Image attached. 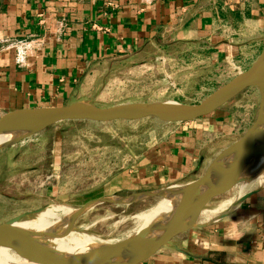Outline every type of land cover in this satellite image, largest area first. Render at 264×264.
I'll return each mask as SVG.
<instances>
[{
  "label": "crops",
  "instance_id": "1",
  "mask_svg": "<svg viewBox=\"0 0 264 264\" xmlns=\"http://www.w3.org/2000/svg\"><path fill=\"white\" fill-rule=\"evenodd\" d=\"M157 42L203 47L214 78L228 82L264 48V0H0V115L86 101L103 65L130 61ZM221 109L190 123L156 124L132 165L112 175L116 192L103 196L200 177L241 130ZM248 193L228 212L206 209L202 226L141 264H264V175Z\"/></svg>",
  "mask_w": 264,
  "mask_h": 264
},
{
  "label": "rangeland",
  "instance_id": "2",
  "mask_svg": "<svg viewBox=\"0 0 264 264\" xmlns=\"http://www.w3.org/2000/svg\"><path fill=\"white\" fill-rule=\"evenodd\" d=\"M153 44L130 61L120 58L112 65H103L98 75L96 72V80L88 82L86 102L107 107L171 102L166 98L174 97L179 101L176 103L190 105L200 102L227 81L214 78L217 68L207 60L203 47L175 43L166 48ZM181 54L184 56L178 57ZM156 58L165 59V63L157 62ZM258 105L257 92L246 90L221 109L242 123L238 138L254 121ZM156 124L152 120L127 125L66 122L1 149L0 224L39 210L40 213L20 222L36 218L43 224L62 218L55 212L57 207L74 211L90 200L113 194L116 190L111 188L112 175L132 165L131 149L141 148L143 141L155 132ZM261 183L256 181L244 188L239 183L211 201L206 209L214 210L215 215L225 213L234 201ZM161 200L154 197L128 206L94 207L79 217L65 236L71 244L80 246L85 241L114 243L143 233L147 226L143 215ZM76 227L82 231H76ZM0 264L22 263L0 250Z\"/></svg>",
  "mask_w": 264,
  "mask_h": 264
},
{
  "label": "water",
  "instance_id": "3",
  "mask_svg": "<svg viewBox=\"0 0 264 264\" xmlns=\"http://www.w3.org/2000/svg\"><path fill=\"white\" fill-rule=\"evenodd\" d=\"M246 90H254L259 95L254 121L240 138L211 161L197 179L152 191L102 196L90 200L72 211L64 222V229L57 236H41L24 244L12 239V226L37 211L30 215L17 216L0 224V250L7 251L26 264H141L160 249L171 246L177 236L202 226L199 219L209 203L237 186L238 182L227 184L230 178L247 174L252 179L264 174V48L248 69L238 73L196 104L135 102L99 107L86 101H77L60 107L21 109L0 115V135L26 131L15 142L1 146V150L49 127L66 122L106 124L152 120L159 124L190 123L212 115ZM169 187H176L171 195V214L169 220L162 223L155 232H140L114 243L94 242L72 250H58L54 247L53 251L39 250L62 239L79 217L94 207L128 206L154 197L163 199L164 190ZM250 194L236 200L227 212ZM76 231L82 230L76 227ZM84 256L91 260H83Z\"/></svg>",
  "mask_w": 264,
  "mask_h": 264
},
{
  "label": "bare ground",
  "instance_id": "4",
  "mask_svg": "<svg viewBox=\"0 0 264 264\" xmlns=\"http://www.w3.org/2000/svg\"><path fill=\"white\" fill-rule=\"evenodd\" d=\"M25 134H26V131H20V132H10V133L0 135V147L6 144H9V143L15 142L16 140H18L21 136ZM256 181L257 183L262 182L263 175H259L256 178H252V179L249 178L247 174L237 175L235 177L230 178L227 181V184L238 182L237 185L241 183V188L242 187L244 188L246 185L250 183L254 185ZM174 189H176V187H170L168 189H165L164 190L165 197L158 203V205H156V207L152 211L143 215L146 218L145 221L147 225L146 227L143 228L144 229L143 233L155 232L154 231L155 229L157 230L162 223L167 222L169 220V217L171 214L170 213L171 208L173 206V202H172L173 200H171V195H173V192H175ZM40 212L41 210L37 211L34 214H38ZM55 212H58L62 216V218L57 217L43 224H41L36 218L31 219L28 222H19V223L14 224L12 226V230L10 233L12 239L16 242L24 244V243L36 240L37 238H40L41 236L42 237L57 236L58 232L64 229V222L66 218L72 213V211L57 207L55 209ZM69 241L70 240L67 238V236H64L62 239L54 241L52 246H45V247L40 248L39 250L53 251L52 247L58 250H72L78 247H83L86 244H90L89 241H85V243H83L82 245L76 246V245L71 244ZM82 259L85 261L91 260L90 257L88 256H84L82 257ZM22 264H26V263H22Z\"/></svg>",
  "mask_w": 264,
  "mask_h": 264
},
{
  "label": "trees",
  "instance_id": "5",
  "mask_svg": "<svg viewBox=\"0 0 264 264\" xmlns=\"http://www.w3.org/2000/svg\"><path fill=\"white\" fill-rule=\"evenodd\" d=\"M159 42H157L158 44ZM172 44V43H171ZM174 44V43H173ZM171 46V45H170ZM169 44H166L165 47L166 48H170ZM147 121V120H146ZM72 123H90V122H72ZM116 123H122V124H128V123H132V122H116ZM128 146H131V144H127ZM140 147V146H139ZM141 148H139L138 150L136 149H131L132 152H134V154H138L140 152Z\"/></svg>",
  "mask_w": 264,
  "mask_h": 264
}]
</instances>
